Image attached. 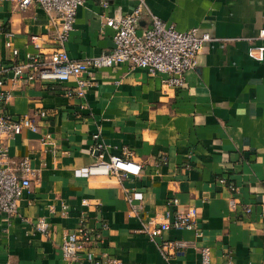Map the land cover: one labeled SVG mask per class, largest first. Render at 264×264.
<instances>
[{
  "label": "crops",
  "instance_id": "0c3cea01",
  "mask_svg": "<svg viewBox=\"0 0 264 264\" xmlns=\"http://www.w3.org/2000/svg\"><path fill=\"white\" fill-rule=\"evenodd\" d=\"M145 3L178 30L198 26L212 36L183 87L121 64L97 70L84 97L76 98L67 97L61 84L22 79L11 85V67L35 51L29 36L39 35L48 52L54 30L39 6L21 11L15 0H0V76L11 88L6 111L29 115L37 125L36 132L23 128L2 141L11 157L27 156L38 171L17 212L0 213V264H79L62 258L60 244L81 219L99 234L90 246L95 256L112 255L122 264H200L203 247L215 264H264V63L247 55L250 44L260 43L254 38L264 26V0ZM136 4L86 0L65 44L70 58L109 51L113 31L105 17L128 14ZM149 20L146 13L139 23ZM7 32L17 56L4 45ZM97 133L106 157L127 148L141 165L139 175L76 176V168L96 159ZM45 134L51 139L43 144ZM132 192L141 193L133 204L144 218L161 221L168 207H195V228L171 229L155 239L137 232L140 218L127 200ZM173 198L177 205L170 203ZM39 218L49 223L48 235L35 229ZM174 238L188 242L181 255L160 246Z\"/></svg>",
  "mask_w": 264,
  "mask_h": 264
},
{
  "label": "built area",
  "instance_id": "2783aa9c",
  "mask_svg": "<svg viewBox=\"0 0 264 264\" xmlns=\"http://www.w3.org/2000/svg\"><path fill=\"white\" fill-rule=\"evenodd\" d=\"M86 0H15L16 7L23 11L32 5L39 6L49 17V23L54 30L51 41L54 46L51 50L43 46L40 36L31 34L29 43L34 52H26L24 59L14 64L8 80L14 85L19 80L28 82L39 81L44 84H61L63 93L67 97L83 98L93 79V74L106 67H115L127 64L132 69H143L149 75H165L167 85L181 88L185 84L186 73L197 64V57L204 44L212 40L209 31H201L200 27L193 26L181 31L172 23L162 20L149 11L145 0H137L132 12L125 15H110L105 17L104 25L112 29V47L109 51L86 59L76 60L70 58L65 44L73 29L77 9ZM107 6V2H102ZM149 15V22L140 25V18ZM13 34L6 33L4 45L13 56L18 55V49L13 45ZM260 43L248 46L249 58L264 63V26L260 27L254 38ZM47 57H43V56ZM7 77L0 76V213L12 216L17 212L19 201L29 192L33 180L37 179L38 171L31 166L27 156L13 158L9 154L8 146L3 138H15L23 128L32 132L37 131L34 119L29 115H16L6 111L11 88H5ZM73 81L72 85L68 82ZM82 106V105H81ZM41 111L39 115H43ZM51 139L50 134L43 136L42 143ZM93 151L97 153L96 159L87 166L74 170L76 176L88 177L90 175L137 176L141 165L132 159V154L123 148L121 154L105 155L104 144L99 140V134L93 135ZM224 182L223 179L220 180ZM231 190L234 187H230ZM127 200L133 204L141 201L139 192H132ZM86 204V202H84ZM171 204L177 205L173 198ZM229 204L235 207L234 198ZM134 205V204H133ZM66 213V211H64ZM133 215L140 218L137 232L150 239L160 237L168 230H192L195 228L196 209L193 206L182 211L179 209L165 210L161 221L156 217L140 216V208L133 206ZM264 214V211H263ZM35 229L44 234L50 233L49 223L39 218L34 224ZM99 234H94L87 228L83 219L75 229L64 235L60 244V254L65 260H79V264H122L121 260L112 255L95 256L90 246L97 242ZM188 242L182 239H166L160 246L166 254L181 255ZM200 264H215L210 261V250L203 247L200 251ZM168 264H185L171 260ZM230 264V263H226Z\"/></svg>",
  "mask_w": 264,
  "mask_h": 264
}]
</instances>
